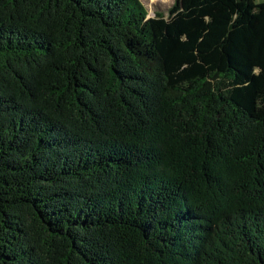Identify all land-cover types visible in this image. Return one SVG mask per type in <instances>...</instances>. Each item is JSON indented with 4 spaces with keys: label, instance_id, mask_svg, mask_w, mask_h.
I'll return each mask as SVG.
<instances>
[{
    "label": "trees",
    "instance_id": "obj_1",
    "mask_svg": "<svg viewBox=\"0 0 264 264\" xmlns=\"http://www.w3.org/2000/svg\"><path fill=\"white\" fill-rule=\"evenodd\" d=\"M0 0V264H264V1Z\"/></svg>",
    "mask_w": 264,
    "mask_h": 264
},
{
    "label": "rangeland",
    "instance_id": "obj_2",
    "mask_svg": "<svg viewBox=\"0 0 264 264\" xmlns=\"http://www.w3.org/2000/svg\"><path fill=\"white\" fill-rule=\"evenodd\" d=\"M148 11V18H153L156 14L161 13L163 16L168 15L169 9L176 0H139ZM264 0H256L261 2Z\"/></svg>",
    "mask_w": 264,
    "mask_h": 264
}]
</instances>
